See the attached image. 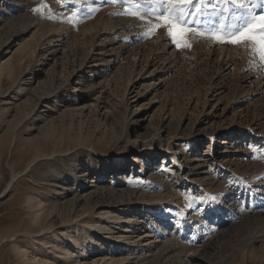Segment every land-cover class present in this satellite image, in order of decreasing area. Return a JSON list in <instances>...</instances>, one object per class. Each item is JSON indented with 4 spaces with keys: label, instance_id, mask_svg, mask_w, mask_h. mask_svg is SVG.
Instances as JSON below:
<instances>
[{
    "label": "rangeland",
    "instance_id": "obj_1",
    "mask_svg": "<svg viewBox=\"0 0 264 264\" xmlns=\"http://www.w3.org/2000/svg\"><path fill=\"white\" fill-rule=\"evenodd\" d=\"M125 7L0 0V264H264V67Z\"/></svg>",
    "mask_w": 264,
    "mask_h": 264
},
{
    "label": "snow or ice",
    "instance_id": "obj_2",
    "mask_svg": "<svg viewBox=\"0 0 264 264\" xmlns=\"http://www.w3.org/2000/svg\"><path fill=\"white\" fill-rule=\"evenodd\" d=\"M123 3L126 7L119 15L137 18L152 34L166 28L177 47L191 48V43L185 40L188 34L207 36L217 43L247 45L250 57L258 58L264 67V0H123Z\"/></svg>",
    "mask_w": 264,
    "mask_h": 264
},
{
    "label": "bare ground",
    "instance_id": "obj_3",
    "mask_svg": "<svg viewBox=\"0 0 264 264\" xmlns=\"http://www.w3.org/2000/svg\"><path fill=\"white\" fill-rule=\"evenodd\" d=\"M22 49V48H21ZM220 49L222 50V51H225V48H224V46L222 47V46H220ZM26 55H27V53H25L24 55H22L20 58H18V59H20V61H24L27 57H26ZM38 60V59H37ZM114 126V125H113ZM162 131V130H161ZM126 133H129V130H126L125 131ZM135 135H137V130H135ZM56 153H51V154H49V155H46V157H48V158H52V157H54V155H55ZM40 157H37V158H35V159H33L26 167H25V169L23 170V172H25V171H27L34 163H36L37 161H38V159H39ZM113 168V170L115 171L116 170V166H113L112 167ZM13 174H15L14 172H13ZM11 175V174H10ZM21 175V174H20ZM13 176V175H12ZM11 177V176H10ZM13 178V177H12ZM16 178V177H15ZM12 180V179H11ZM14 181V180H13ZM30 201V202H29ZM28 201V206L30 205V203H31V201L32 200H29ZM35 202L32 204V207L33 206H35L36 207V205L37 204H35ZM30 207H31V205H30ZM32 207H31V209H32ZM34 209V208H33ZM37 211V210H36ZM32 212V211H31ZM29 213V214H32V213ZM42 215V214H41ZM120 215H121V213H120ZM32 216V215H31ZM43 216V215H42ZM123 216V215H122ZM33 217H34V219H36L35 218V214H33ZM116 218H119V219H116ZM115 218V220L117 221H119V220H122V221H124V222H126V223H131V219L133 218H131V217H128L127 215L125 216H123V217H116ZM36 222V221H35ZM37 225H39V224H37ZM43 227V226H42ZM41 231V230H40ZM21 234H23V232L21 233ZM30 234V233H29ZM147 234V233H146ZM148 236H150L149 234H148ZM13 237V236H12ZM15 237V236H14ZM123 238H125V236H123ZM6 240V239H5ZM9 240H10V238H9ZM22 253V252H21ZM4 254V253H3ZM21 255H25V253H23V254H21ZM122 259H124V258H122ZM121 262H123V261H121ZM112 264H115L114 263V261L112 262ZM122 264V263H121Z\"/></svg>",
    "mask_w": 264,
    "mask_h": 264
}]
</instances>
